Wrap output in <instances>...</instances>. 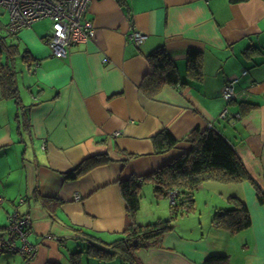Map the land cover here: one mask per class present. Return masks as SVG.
I'll return each instance as SVG.
<instances>
[{"label":"crops","instance_id":"obj_1","mask_svg":"<svg viewBox=\"0 0 264 264\" xmlns=\"http://www.w3.org/2000/svg\"><path fill=\"white\" fill-rule=\"evenodd\" d=\"M86 17L94 37L63 59L46 44L51 29L44 33L34 23L14 36L0 33V46L13 47L0 53V74L10 73L17 91L9 95L0 80V240L8 241L11 218L23 215L31 221L26 239L36 247L31 260L0 248V264H70L72 253L85 252L73 227L117 239L128 221L119 181L152 174L188 149L194 129L212 127L251 180L209 181L199 189L221 197L213 213L239 199L251 226L231 234L211 222L213 237L229 246L221 251L209 243L190 255L176 252L170 232L161 247L138 252L140 264H202L215 254L228 255L229 264H264V204L257 198V187L264 195V0H91ZM132 28L146 35L139 46L128 40ZM161 47L183 85L149 97L142 89L151 72L147 58ZM191 50L199 53L193 73ZM237 78L239 99L228 102L223 89ZM166 129L179 143L155 154L154 139ZM104 154L105 165L68 179Z\"/></svg>","mask_w":264,"mask_h":264},{"label":"trees","instance_id":"obj_2","mask_svg":"<svg viewBox=\"0 0 264 264\" xmlns=\"http://www.w3.org/2000/svg\"><path fill=\"white\" fill-rule=\"evenodd\" d=\"M122 1L119 0V2ZM247 1L230 0L231 4ZM8 24L6 30L9 32ZM9 36L14 35L9 32ZM11 47L6 45L2 47L1 45L0 53L3 49L11 51L13 48ZM187 59L188 70L192 73L197 72L199 53L191 50ZM147 60L151 72L145 77L142 89L149 97H154L165 86L180 87L183 85L174 62L165 48H158L148 56ZM0 80L7 93L17 97L12 75L2 70ZM187 142L189 143L187 150L152 174L146 177L132 176L119 181L121 194L127 205L128 221L124 232L117 239L112 242H104L88 230L79 227L72 228L75 238L83 237L85 252L72 253L70 264H92V262L107 264L115 260L121 264H140L138 252L161 247L165 236L173 231V223L179 214H183V210L193 209L195 192L201 185L209 181L231 184L251 180L234 147L215 128L205 130L196 128L188 137ZM178 143L179 141L169 130H163L154 139L155 154H166ZM108 161L107 154L91 157L69 171L68 179L78 180L93 169L105 165ZM146 182H150L152 185L154 196L161 195L169 199L170 215L168 219L159 218L144 224L136 222V215L141 208V189ZM257 191L259 203L264 204V195L260 192L259 187H257ZM231 200H233L234 206L216 210L211 222L215 228L236 234L251 226V218L244 203L237 198ZM202 264H229V257L226 254L211 255Z\"/></svg>","mask_w":264,"mask_h":264},{"label":"built area","instance_id":"obj_3","mask_svg":"<svg viewBox=\"0 0 264 264\" xmlns=\"http://www.w3.org/2000/svg\"><path fill=\"white\" fill-rule=\"evenodd\" d=\"M91 0H0V10L9 14L8 30L17 35L21 29L29 28L34 23L49 19L52 23L51 35L46 44L55 58L67 57L71 47L87 43L94 37L93 23L86 14ZM146 39V35L131 29L129 42L139 46ZM246 72L243 73L245 75ZM239 79L229 81L223 89V98L228 102L239 99L234 91ZM241 96H244L241 95ZM240 96V100H243ZM224 111V115H225ZM78 198V197H77ZM171 202H173L171 200ZM28 216L16 215L11 218L7 231L8 241L0 240V248L11 252H20L25 259H33L36 247L27 241L30 225ZM22 243L17 246V241Z\"/></svg>","mask_w":264,"mask_h":264},{"label":"rangeland","instance_id":"obj_4","mask_svg":"<svg viewBox=\"0 0 264 264\" xmlns=\"http://www.w3.org/2000/svg\"><path fill=\"white\" fill-rule=\"evenodd\" d=\"M0 13V33L2 36H6V26L10 21L9 14L3 10H1ZM35 24L44 33H47L52 27V23L49 19L38 21ZM23 55L24 52L21 51L20 58H22ZM141 194V208L138 211L137 223L153 222L156 221L157 218L164 220L169 218L170 201L167 200V197L161 195L155 197L153 194V187L150 183L143 185ZM216 206H221V197L218 196L215 189L205 187L195 192L193 209L190 211L183 210V214H179L173 223L174 229L171 233L174 234L172 237L175 240L176 252L186 255L199 253L200 250L209 243L213 249L215 246H221L219 247L221 251L229 246L230 243L228 240L225 241V244L222 238L216 241L213 237V231L210 228L212 216L214 214L213 210ZM89 232L92 233L91 231ZM92 234L95 235L96 238H99L96 232ZM111 240L112 239L104 236V242ZM201 240H203L205 244L202 243ZM233 248H230V250L233 251ZM145 251L151 252L153 249Z\"/></svg>","mask_w":264,"mask_h":264},{"label":"water","instance_id":"obj_5","mask_svg":"<svg viewBox=\"0 0 264 264\" xmlns=\"http://www.w3.org/2000/svg\"><path fill=\"white\" fill-rule=\"evenodd\" d=\"M122 180H126V179H122Z\"/></svg>","mask_w":264,"mask_h":264}]
</instances>
